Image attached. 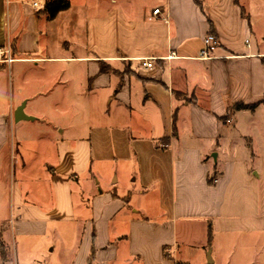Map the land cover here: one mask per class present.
I'll return each mask as SVG.
<instances>
[{
  "label": "crops",
  "instance_id": "obj_1",
  "mask_svg": "<svg viewBox=\"0 0 264 264\" xmlns=\"http://www.w3.org/2000/svg\"><path fill=\"white\" fill-rule=\"evenodd\" d=\"M197 1L199 5L194 0L80 4L71 0L51 21L75 7L90 13L85 54L41 56L38 45L48 19L46 0L30 4L0 0V49H9L14 60L0 62V181L7 179L15 142L10 129L21 123L13 119L17 107L5 101L13 64L19 65L14 72L19 83L17 104L24 102L25 108L31 104L30 110H45L47 90L60 84L59 79L63 89H69L73 67L80 64L89 90H111L108 105L116 102L119 109L140 116L130 132L103 128L90 130L88 139L55 141V160L45 174L49 188L35 201H27L19 185L11 201L8 189L0 184V236L5 249L4 256L0 250V264H88L91 246V264H115L120 246H126L129 255L123 264H134L136 259L138 264H176L169 252L177 248L184 258L178 239L184 247L202 243L207 264H264V154L256 149L264 121L252 119L247 124L245 141L252 162L230 159L235 141L227 135L236 123L233 105L257 104L264 97V0ZM157 8L160 12L154 16ZM208 33L217 37L218 48L215 58L201 60L199 52ZM145 58L155 59L152 68L141 66ZM36 89L39 92L34 93ZM261 107L240 111L253 117ZM29 112L34 119L25 122L27 128L47 119L44 113ZM41 137L53 142L49 135L37 136L35 142L40 143ZM34 157L29 154L22 165L19 162V171L32 167ZM105 158L134 160L138 192L154 196L157 210L128 216L129 196L112 188L94 194L81 187V198L86 195L93 204V217L84 221L81 241L73 240L67 255L54 256L50 239L60 237L59 223L67 230L76 218L73 182L80 181L93 160ZM117 216L126 218L128 229L112 235ZM158 217L165 219L153 223Z\"/></svg>",
  "mask_w": 264,
  "mask_h": 264
},
{
  "label": "rangeland",
  "instance_id": "obj_2",
  "mask_svg": "<svg viewBox=\"0 0 264 264\" xmlns=\"http://www.w3.org/2000/svg\"><path fill=\"white\" fill-rule=\"evenodd\" d=\"M25 0L26 3H32L33 0ZM71 5V0H67ZM103 1V0H102ZM108 1V0H107ZM75 4L82 2L87 3V0H73ZM90 13H87L84 8L75 7L67 12L61 14L55 21L47 19L46 29L44 35L40 36L39 52L41 56L44 55H84L86 52V18ZM48 24V25H47ZM64 43H68L69 47H65ZM68 50V52H67ZM67 52V53H66ZM13 79L10 82V89L5 101L11 100L15 107H19L22 103L17 104L19 100L18 87L19 83L16 80L14 73L15 69L19 66L13 64ZM74 80L72 86L68 89H63V79L60 84L53 83L52 89L47 90V101H45V110H30L31 104L25 108L24 114L27 115L32 111L34 113H44L47 115V119L34 121V125L27 126L25 122L32 120H22L19 123V127H13L10 129V137L14 145L11 146V155L7 164V179L0 181L1 185H5L9 192V198L12 201L16 193L17 186L19 185L21 190L24 191V198L27 201H35L37 194L41 191H47L49 188V179L45 174L50 172L49 165L51 161L55 160L54 144L55 141L64 139V141L74 140L76 138H86L90 136V130L103 128H125L130 132V126L135 120H139L140 116L130 110L119 109L116 102H112L111 105L106 103L108 97L112 94V91H92L87 88L86 81L82 79L83 68L80 64H75ZM38 76L37 74H28L29 78ZM82 85L85 89H81ZM48 87V86H47ZM34 93L39 92V89L34 90ZM61 95L64 96L60 99ZM40 101L44 99L42 96ZM18 105V106H16ZM4 107V106H2ZM16 108V109H17ZM3 109V108H0ZM251 113L245 111H236V123L234 128L230 126V130L227 135L231 137L235 150L230 155V159L234 158L236 161L245 159L248 162H252V150L245 141L246 131L248 129V121L252 119L255 122L264 121V108L256 111V114L252 117ZM28 116V115H27ZM18 123V122H17ZM258 124V123H257ZM169 128V127H168ZM63 129V134L59 131ZM187 129V128H185ZM260 129V127H259ZM41 135L52 136L53 142L47 141L46 138L36 137ZM27 139V141H25ZM256 149L264 154V135L261 133L260 138H257ZM20 142V143H19ZM186 145H197L188 142ZM199 145V144H198ZM208 145V144H207ZM129 147V146H128ZM195 147V146H194ZM223 156V149H220ZM256 151V150H255ZM38 152V153H37ZM226 152V151H225ZM216 153V152H215ZM229 153V152H227ZM226 153V154H227ZM35 156L32 163V167L26 170L19 171V165H22V160L26 159L28 155ZM38 155V157H37ZM114 158V157H113ZM212 159L216 157L212 156ZM210 158V159H211ZM261 160V158H260ZM223 162L219 159L216 163L218 166ZM258 164V159L255 161V165ZM137 167L133 161L114 160L109 158L93 160L92 164L87 166L86 173L81 177L79 182H73L72 191L73 199L76 210V218L73 224L68 223V227L59 223V238H51V243L54 244L55 253L60 255H67V249L71 242L75 239L81 241V231L85 224L84 221L92 219L94 207L88 198V196L82 197L81 187H86L89 191H93L94 194L104 191L105 193L111 188L116 190L117 194L123 196H129L130 210H127L128 216L133 215L134 211H139L140 216L151 215L157 210V203L154 196L143 197L138 191L140 190V183L137 178ZM23 174H25L23 176ZM144 191V190H143ZM28 192L30 194H28ZM145 192V191H144ZM81 206V207H80ZM81 208V209H80ZM156 217V216H155ZM165 218H154L153 223H161ZM125 221V222H124ZM179 223L177 224V226ZM128 229V221L126 218L117 216L111 224L112 235L116 231H125ZM67 232V236L62 238V233ZM114 231V232H113ZM114 239V238H113ZM80 244V242H79ZM179 249L183 252L184 258L179 256L177 248L175 252L171 250L170 255L174 257L175 261L181 264V262H187L189 264H207V255L204 254L203 244L196 243L195 246H182L178 239ZM182 246V248H181ZM92 247V246H91ZM91 250V249H90ZM184 250V251H183ZM90 255V252L88 253ZM63 257V256H60ZM128 250L126 246H120L118 256L115 260V264H123L128 259ZM137 260V261H136ZM133 261L134 264H138V259ZM179 260V261H178Z\"/></svg>",
  "mask_w": 264,
  "mask_h": 264
},
{
  "label": "trees",
  "instance_id": "obj_3",
  "mask_svg": "<svg viewBox=\"0 0 264 264\" xmlns=\"http://www.w3.org/2000/svg\"><path fill=\"white\" fill-rule=\"evenodd\" d=\"M194 1L197 5H199V2L197 0H194ZM68 7H69V3L67 0H46L45 5H44V10L46 11L49 19H54L60 11L66 10ZM242 15L244 17H247L245 15V11L243 9H242ZM259 104L264 105V97L257 104L246 105L243 103H236L233 105L231 110L232 111H240V110L253 111L257 107V105H259ZM0 250H1L2 256H4V254H5L4 250L5 249H4V244L1 241V236H0ZM93 256H94V248L92 246L91 251H90V256L88 258V264L92 263ZM164 257L169 258L168 254H166L165 251H164ZM181 264H183V263H181Z\"/></svg>",
  "mask_w": 264,
  "mask_h": 264
},
{
  "label": "built area",
  "instance_id": "obj_4",
  "mask_svg": "<svg viewBox=\"0 0 264 264\" xmlns=\"http://www.w3.org/2000/svg\"><path fill=\"white\" fill-rule=\"evenodd\" d=\"M160 10L154 9L152 11V14L156 16ZM218 48V39L213 33H208L205 35L203 38V48L199 52L198 59L201 60H209L215 58V51ZM155 59L153 58H145L141 60V66L144 68H152L153 67V61ZM14 61L11 58V53L9 49H0V62H5V63H11Z\"/></svg>",
  "mask_w": 264,
  "mask_h": 264
},
{
  "label": "water",
  "instance_id": "obj_5",
  "mask_svg": "<svg viewBox=\"0 0 264 264\" xmlns=\"http://www.w3.org/2000/svg\"><path fill=\"white\" fill-rule=\"evenodd\" d=\"M24 106H25V103H22L15 111H14V114H13V119H14V122H20L22 120H33L34 118L33 117H29V116H26L24 114ZM216 157V156H214Z\"/></svg>",
  "mask_w": 264,
  "mask_h": 264
}]
</instances>
